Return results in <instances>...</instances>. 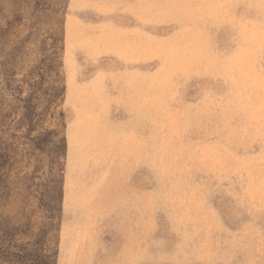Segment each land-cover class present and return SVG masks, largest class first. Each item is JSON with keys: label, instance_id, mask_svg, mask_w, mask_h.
I'll list each match as a JSON object with an SVG mask.
<instances>
[{"label": "rangeland", "instance_id": "374dc122", "mask_svg": "<svg viewBox=\"0 0 264 264\" xmlns=\"http://www.w3.org/2000/svg\"><path fill=\"white\" fill-rule=\"evenodd\" d=\"M5 2L0 264H264V0Z\"/></svg>", "mask_w": 264, "mask_h": 264}, {"label": "bare ground", "instance_id": "6f19581e", "mask_svg": "<svg viewBox=\"0 0 264 264\" xmlns=\"http://www.w3.org/2000/svg\"><path fill=\"white\" fill-rule=\"evenodd\" d=\"M55 1H56V0H55ZM68 1H69V0H68ZM3 2H5V0H4ZM3 2H0V4H2ZM8 2H9V0H8ZM44 2H45V1H44ZM65 2H66V1H65ZM138 2H139V1H138ZM6 3H7V1L5 2V4H6ZM68 3H69V2H68ZM74 3H75V2H74ZM136 3H137V0H136ZM10 4H11V3H10ZM12 4H13V3H12ZM12 4H11V5H12ZM65 4H66V3H65ZM65 4H64V5H65ZM71 5H72V4H71ZM140 5H141V4H140ZM3 6H4V4H3ZM5 6H6V5H5ZM72 6H74V5H72ZM1 7H2V6H1ZM11 7H12V6H11ZM13 8H14V6H13ZM67 8H68V7H67ZM1 9H2V8H1ZM100 9H101V8H100ZM14 10H15V8H14ZM54 10H55V9H54ZM62 10H64V9H62ZM104 10H105V8H104ZM22 12H23V10H22ZM32 12H33V11H32ZM66 12H67V11H66ZM15 13H16V12H15ZM68 13H69V12H68ZM25 15H26V14H25ZM2 17H3V16H2ZM2 17H0V18H2ZM23 17H24V16H23ZM24 18H27V17H24ZM31 18H32V17H31ZM4 20H5V19H4ZM0 21H2V20H0ZM61 23H62V21H61ZM0 24H2V23H0ZM15 24H16V23H15ZM15 24H14V25H15ZM30 24H31V23H30ZM33 24H34V23H33ZM26 25H27V24H26ZM26 25H25V26H26ZM25 26H23V27L25 28ZM34 26H35V25H34ZM28 27H29V26L27 25L26 28H28ZM12 28H13V27H12ZM12 28H10V29H12ZM62 28H63V26H62ZM1 30H2V28H1ZM1 30H0V31H1ZM3 30H4V28H3ZM5 30L7 31L6 28H5ZM51 32H52V31H51ZM62 32H63V31H62ZM1 33H2V32H1ZM1 33H0V34H1ZM8 33H9V31H8ZM10 33H11V32H10ZM59 33H60V32H59ZM59 33H58V34H59ZM4 34H5V32H4ZM4 34L2 33V35H4ZM4 37H5V36H4ZM6 37H8V36L6 35ZM8 38H9V37H8ZM4 39H5V38H4ZM8 40H9V39H8ZM7 42H8V41H7ZM13 42H14V39H13ZM33 42H34V41H33ZM31 43H32V42H31ZM34 43H35V42H34ZM17 44H18V43H17ZM29 44H30V43H29ZM1 45H2V44H1ZM6 45H7V44H6ZM11 45H12V44H11ZM9 46H10V45H8V47H9ZM22 46H23V45H22ZM3 47H6L5 50L7 49V46L4 45ZM37 47H38V46H37ZM33 48H34V47H33ZM34 49H36V48H34ZM38 49H39V48H38ZM12 53H13V52H12ZM12 53H11V54H12ZM15 54H16V53H15ZM19 54H20V53H19ZM19 54H18V55H19ZM27 54H28V52H27ZM42 55H43V54H42ZM51 55H52V54H51ZM9 56H10V55H9ZM31 56H32V55H31ZM28 57H29V58H32V57H30V56H27V57H24V59H25V58L28 59ZM24 59H23V60H24ZM21 60H22V59H21ZM24 61H26V60H24ZM34 61H35V60H34ZM34 61H32V62H34ZM27 63H28V62H27ZM38 63H39V62H38ZM20 64H21V63H20ZM25 64H26V63H25ZM25 64H23V65H25ZM42 64H43V63H42ZM30 65H31V64H30ZM30 65H29V67H30ZM33 65H34V64H33ZM14 66H15V64H14ZM19 66H20V65H19ZM19 66H18V67H19ZM18 67H17V68H18ZM29 67H27V68H29ZM31 67H32V66H31ZM44 67H45V65H44ZM14 68H16V66H15ZM19 68H20V67H19ZM23 68H26V67L23 66ZM40 68H41V67H40ZM42 68H43V67H42ZM23 70H24V69H23ZM38 70H40V69H38ZM45 70H46V68H45ZM17 71H18V70H17ZM19 71H20V70H19ZM27 71H28V70H27ZM36 71H37V70H36ZM23 72H24V71H23ZM14 73H15V71L13 72V74H14ZM20 73H21V72H20ZM45 73H46V72H45ZM47 73H48V72H47ZM22 74H24V73H22ZM22 74H21V75H22ZM26 74H28V73L26 72ZM32 74H33V73H32ZM38 74H39V73H38ZM43 74H44V73H43ZM18 75H20V74H18ZM18 75H17V76H18ZM36 75H37V74H36ZM168 75H169V74H168ZM23 76H24V75H23ZM29 76H30V75H29ZM29 76H26V77H29ZM32 76H33V75H32ZM48 76H49V75H48ZM39 77H40V76H39ZM43 77H44V76H43ZM30 78H31V77H30ZM36 78H37V77H36ZM54 79H55V78H54ZM36 80H37V79H36ZM46 80H47V79H46ZM42 81H43V79H42ZM48 81H49V85H50V83H51V85H52V82H50V79H49ZM3 83H4V82H3ZM11 84H12V83H11ZM27 84H29V83H27ZM4 85H5V83H4ZM32 85H33V83H32ZM47 85H48V84H47ZM50 87H51V86H50ZM54 87H55V86H54ZM42 91H43V89H42ZM42 91H41V92H42ZM39 92H40V91H39ZM206 94H207V93H206ZM6 103H7V102H6ZM6 103H5V104H6ZM20 105H21V104H20ZM3 106H4V105H3ZM15 107H16V106H15ZM16 109H17V108H16ZM21 109H22V108H21ZM21 112H22V111H21ZM0 137H1V136H0ZM16 139H17V138H16ZM20 140H21V139H20ZM22 140H23V139H22ZM127 145H128V144H127ZM37 152H38V150H37ZM0 159H1V157H0ZM17 161H18V160H17ZM12 164H14V161H13ZM12 164H11V165H12ZM14 165H15V164H14ZM219 215H220V214H219Z\"/></svg>", "mask_w": 264, "mask_h": 264}]
</instances>
